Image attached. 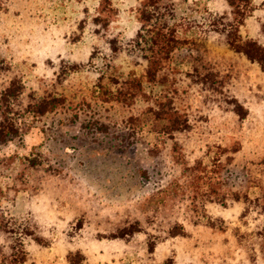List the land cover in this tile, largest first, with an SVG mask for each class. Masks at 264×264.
<instances>
[{
    "label": "rangeland",
    "instance_id": "1",
    "mask_svg": "<svg viewBox=\"0 0 264 264\" xmlns=\"http://www.w3.org/2000/svg\"><path fill=\"white\" fill-rule=\"evenodd\" d=\"M139 1L1 6L9 75L64 102L0 142V264H264V68L227 46L221 0H174L179 47L148 80ZM244 13L264 44V0ZM170 99L173 135L149 113Z\"/></svg>",
    "mask_w": 264,
    "mask_h": 264
},
{
    "label": "trees",
    "instance_id": "2",
    "mask_svg": "<svg viewBox=\"0 0 264 264\" xmlns=\"http://www.w3.org/2000/svg\"><path fill=\"white\" fill-rule=\"evenodd\" d=\"M225 1L229 10L223 17H226L227 20L233 19L230 25L231 27L235 26L239 37L237 40L229 39L227 33L225 35L227 46L239 56L245 57L250 62L258 63L264 68V44L240 33V28L246 19L244 7L250 0ZM6 2L7 0H0V8ZM174 2V0L139 1V22H142V25L136 31L135 41L142 40L147 46V53H144L141 57L146 62L145 74L150 81L158 78L160 70L165 67V63L171 59L174 50L179 47L176 28L170 25L164 13L166 9L170 12L173 11ZM96 16L97 22L104 25L109 24V19H102L100 14ZM238 16H240V19H237ZM225 31V29L221 30L222 33ZM96 32H99V29H96ZM10 70V66L0 59V142L20 135L24 131V129L22 130V124H24L23 122L27 116L41 117L48 112L56 111L59 105L64 102V98L59 95H39L36 90H27L20 77L9 75ZM122 84L123 87L120 93L122 92L125 95H135L136 93L132 92L133 88L138 89V91L142 90L139 79L125 80ZM235 100L236 98H233L231 102L234 103ZM157 104L159 109H154V111L152 106L149 113H153L157 120H167L163 128L164 132L173 135L186 130V126H189L188 119L179 117L171 99L163 103L157 101ZM237 111L241 114V118L246 116V111ZM9 262L11 263L10 259Z\"/></svg>",
    "mask_w": 264,
    "mask_h": 264
},
{
    "label": "crops",
    "instance_id": "3",
    "mask_svg": "<svg viewBox=\"0 0 264 264\" xmlns=\"http://www.w3.org/2000/svg\"><path fill=\"white\" fill-rule=\"evenodd\" d=\"M221 1H222V3L224 4V7H225V8H226V6H227L226 10H225L224 13H223V15H226L227 11L229 10V7H228V5H227V3H226L225 0H221ZM246 21H247V17H246V19H245V24H246ZM243 26H244V25H243ZM249 37L258 40L257 38H255V37L252 36V35H250ZM258 41H259V40H258ZM251 63H253V62H251Z\"/></svg>",
    "mask_w": 264,
    "mask_h": 264
}]
</instances>
